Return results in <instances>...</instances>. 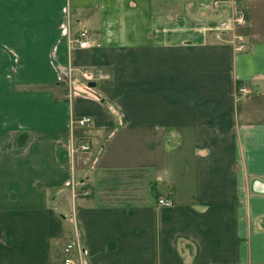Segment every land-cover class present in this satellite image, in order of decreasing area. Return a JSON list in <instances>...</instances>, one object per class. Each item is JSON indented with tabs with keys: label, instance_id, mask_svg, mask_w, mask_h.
<instances>
[{
	"label": "crops",
	"instance_id": "obj_1",
	"mask_svg": "<svg viewBox=\"0 0 264 264\" xmlns=\"http://www.w3.org/2000/svg\"><path fill=\"white\" fill-rule=\"evenodd\" d=\"M76 239L86 264H264V0H0V264Z\"/></svg>",
	"mask_w": 264,
	"mask_h": 264
},
{
	"label": "built area",
	"instance_id": "obj_2",
	"mask_svg": "<svg viewBox=\"0 0 264 264\" xmlns=\"http://www.w3.org/2000/svg\"><path fill=\"white\" fill-rule=\"evenodd\" d=\"M214 5H216V2L214 3ZM245 24H246V18L244 14L242 13L234 14L229 19L222 21L218 25L216 36H219L220 33L230 30L235 26L242 27ZM62 27H64L63 30L65 31L68 28L66 24L62 25ZM67 34H68L67 38H68L69 45L71 43H76L77 46L80 48H87V47L93 46V42H91L87 32L85 31H78L77 33L73 35H69V33ZM237 46L239 50H243L244 42L241 41ZM74 70H75L74 67L71 64H68L66 69L63 72L68 85L72 83V80L74 78L73 76ZM79 75L82 78V81L85 86L89 82L94 81L95 79V73L88 68L80 69ZM70 89L73 90L72 86ZM237 91L239 95H242V96L247 95L251 92V90L245 86H241ZM90 124H92V118L90 116L71 117L69 120L70 131L72 130L74 126L87 127ZM90 149H91V144L87 139L74 137L71 132L69 145L67 148L69 155L72 156L73 154L78 153V152H88L90 151ZM157 203L160 205L166 206L171 203V200H168L165 198H158ZM64 251L67 253V255L63 259V264H86L84 262V250L77 239L74 242L66 244ZM73 252H74V255H73Z\"/></svg>",
	"mask_w": 264,
	"mask_h": 264
},
{
	"label": "water",
	"instance_id": "obj_3",
	"mask_svg": "<svg viewBox=\"0 0 264 264\" xmlns=\"http://www.w3.org/2000/svg\"><path fill=\"white\" fill-rule=\"evenodd\" d=\"M94 85H95V83H94L93 81H91V82H89V83L87 84V86H89V87L94 86Z\"/></svg>",
	"mask_w": 264,
	"mask_h": 264
},
{
	"label": "rangeland",
	"instance_id": "obj_4",
	"mask_svg": "<svg viewBox=\"0 0 264 264\" xmlns=\"http://www.w3.org/2000/svg\"><path fill=\"white\" fill-rule=\"evenodd\" d=\"M63 25H65V24H63Z\"/></svg>",
	"mask_w": 264,
	"mask_h": 264
}]
</instances>
